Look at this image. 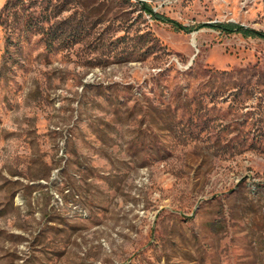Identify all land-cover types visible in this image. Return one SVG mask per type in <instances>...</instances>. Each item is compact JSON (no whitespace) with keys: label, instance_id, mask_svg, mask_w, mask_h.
Segmentation results:
<instances>
[{"label":"rangeland","instance_id":"obj_1","mask_svg":"<svg viewBox=\"0 0 264 264\" xmlns=\"http://www.w3.org/2000/svg\"><path fill=\"white\" fill-rule=\"evenodd\" d=\"M218 22L264 0H0V264H264V38Z\"/></svg>","mask_w":264,"mask_h":264},{"label":"trees","instance_id":"obj_2","mask_svg":"<svg viewBox=\"0 0 264 264\" xmlns=\"http://www.w3.org/2000/svg\"><path fill=\"white\" fill-rule=\"evenodd\" d=\"M142 5V9L147 12L148 14H150L154 19L156 20H160L163 22H167L170 23L177 31H181V32H190L191 28L184 26L182 23L168 17L165 16L164 14H160L154 11V9L152 8V6L150 4H148L147 2L142 1L141 2ZM201 26H211L216 28L217 30L223 32V33H234V32H238V33H242L244 36H259L264 38V33L263 32H259L256 31L254 29L251 28H246L243 25H240L238 23H234V22H218V23H214V24H202Z\"/></svg>","mask_w":264,"mask_h":264}]
</instances>
